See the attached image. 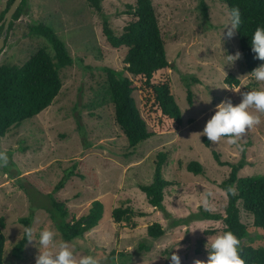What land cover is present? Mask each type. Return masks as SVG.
Returning <instances> with one entry per match:
<instances>
[{
	"label": "rangeland",
	"instance_id": "374dc122",
	"mask_svg": "<svg viewBox=\"0 0 264 264\" xmlns=\"http://www.w3.org/2000/svg\"><path fill=\"white\" fill-rule=\"evenodd\" d=\"M6 2L0 0V13ZM134 2L101 0L102 11L98 12L87 0H27L25 13L7 31L0 65H20L38 48L48 47L44 38L29 32V26L38 23L56 32L74 62L60 70L62 87L52 104L0 137V151L8 156V165L0 168L6 264H35L39 231L44 228L55 230L57 240L67 242L77 259L93 255L101 264H171L166 256L173 252L181 264L206 260L205 245L223 232L225 225L222 220L196 218L195 213L202 207L225 215L227 195L220 183L230 172L228 164L246 161L239 177L264 174V113L250 109L260 123L246 130L240 141L242 152L226 138L211 142L202 135L206 121L222 100L238 104L239 91H264V82L252 79L242 54L226 64L225 56L241 51L236 31L230 39L225 35L229 13L223 0H203L205 13L200 0H152L166 57L173 64L170 76L182 112V128L155 134L134 148L128 146L114 121L104 71L107 67L132 78L124 60L127 48H114L106 42L102 16L109 18L119 34L133 18L126 10ZM228 74L238 79V84L225 83ZM184 76L191 86L192 103L187 99ZM134 94L137 97V92ZM158 151L167 153L161 175L172 182L164 189L163 210L151 206L138 186L153 181ZM213 152L226 164H219ZM190 161L199 162L204 173L188 171ZM73 166L80 176H70L57 198L65 201L75 218L87 214L94 200L101 201L103 213L96 227L65 241L50 218L47 194L54 192ZM206 193L211 195L206 197ZM237 205L240 219L248 227V235L240 243L264 246L263 230L252 225V215L243 210L240 201ZM117 207L134 212L117 223L111 217ZM24 217L30 219L34 241H28L21 258H16L13 249L24 232L20 223ZM154 222L164 229L157 238L147 233ZM140 243L146 249H140Z\"/></svg>",
	"mask_w": 264,
	"mask_h": 264
},
{
	"label": "trees",
	"instance_id": "16d2710c",
	"mask_svg": "<svg viewBox=\"0 0 264 264\" xmlns=\"http://www.w3.org/2000/svg\"><path fill=\"white\" fill-rule=\"evenodd\" d=\"M87 1L96 11H102L101 0ZM12 2L13 0H7L0 13V20ZM223 2L228 13L232 8L240 9L241 25L235 31L246 68L251 73L253 69L264 63L255 58L250 44L255 28L264 26V0H223ZM200 5L205 13L206 6L203 0H200ZM26 7L27 0H22L13 14L8 32L12 29L14 21L25 13ZM126 13L133 18L128 20L119 34L111 27L106 15L102 16V28L106 42L110 46L127 48L124 60L132 78L111 68L105 67L104 71L107 77V99L113 104L114 121L125 136L128 146L134 148L155 134L180 131L183 120L173 91L170 76L172 67L166 57V43L152 0H135L133 4L127 5ZM2 29L3 26H0V36ZM29 32L44 38L48 47L38 48L20 65L14 63L0 65V137H4L11 128L21 125L24 120L38 115L52 104L62 87L60 70L74 62L65 43L51 27L38 23L29 26ZM183 81L187 88V99L192 103L189 80L184 76ZM224 82L232 86L239 81L228 74ZM134 92H137V97ZM205 141H208L207 138ZM166 157V152L158 151L155 156L153 181L150 184L138 185L144 192L147 202L161 210L164 208L162 205L164 189L172 185V182L165 180L161 175ZM213 157L219 164H226L220 161L218 153L213 152ZM228 165L231 168L230 172L220 183L227 195L225 215L200 207L195 217L222 220L225 225L223 231H231L241 242L248 235V227L240 219V209L237 205L240 201L243 210L252 215V225L263 230L261 236L264 241V174L239 177V171L246 165L244 159ZM186 168L195 174H203L205 170L197 161L188 162ZM74 169L73 166L72 169L66 170L55 185L54 192L47 194L50 218L55 222L65 241L82 237L96 227L103 213L101 201L94 200L87 214L75 218L65 201L57 198L56 193L64 187L69 177L74 174L79 175ZM133 212V209L128 207L124 209L117 207L112 210L111 217L115 222L120 223L128 219ZM20 223L25 227H31L29 217L20 218ZM4 228L5 220L0 217V264H6ZM147 233L150 237L157 238L164 233V229L159 223L154 222L148 226ZM27 243L23 232L14 245L13 254L16 258H21ZM139 248L146 249V246L140 243ZM239 249L245 264H264V246L240 243ZM111 254L113 256L114 251Z\"/></svg>",
	"mask_w": 264,
	"mask_h": 264
},
{
	"label": "clouds",
	"instance_id": "9594fccd",
	"mask_svg": "<svg viewBox=\"0 0 264 264\" xmlns=\"http://www.w3.org/2000/svg\"><path fill=\"white\" fill-rule=\"evenodd\" d=\"M228 17L224 29H227L225 35L230 39L241 25L240 9H230ZM250 44L255 58L264 62V26L255 28ZM240 57L241 53L238 51L235 55L225 56L228 61L226 64H231ZM251 77L255 81L264 82V63L252 70ZM238 93L241 96L238 104H233L231 99H225L215 106L214 114L206 121L202 135L211 142H218L221 138H226L229 145L235 146L238 151L242 152L244 148L240 141L246 130L260 123L259 116L254 115L250 109L264 113V91L250 90ZM208 102H210V97L206 103ZM7 165L8 156L5 152L0 151V168ZM205 195L207 197L211 193ZM24 238L29 242L34 241L32 227L24 228ZM38 244L40 246L39 254L35 259V264H101V260L93 255H84L77 259L73 248L67 242L58 241L57 232L50 228L39 231ZM239 244V239L231 231H223L205 245L206 260H195L193 264H245L240 256ZM177 247L178 244L175 248ZM166 258L171 260V264H181L180 257L174 252L170 256L167 255Z\"/></svg>",
	"mask_w": 264,
	"mask_h": 264
},
{
	"label": "water",
	"instance_id": "95a60500",
	"mask_svg": "<svg viewBox=\"0 0 264 264\" xmlns=\"http://www.w3.org/2000/svg\"><path fill=\"white\" fill-rule=\"evenodd\" d=\"M21 1L22 0H13V2L10 4L7 11L5 12L2 20H0V26H3L2 34L0 36V51H2L4 47L5 39L7 36V31H8L10 22L12 21L13 14L16 12L17 8L21 5Z\"/></svg>",
	"mask_w": 264,
	"mask_h": 264
},
{
	"label": "crops",
	"instance_id": "0c3cea01",
	"mask_svg": "<svg viewBox=\"0 0 264 264\" xmlns=\"http://www.w3.org/2000/svg\"><path fill=\"white\" fill-rule=\"evenodd\" d=\"M4 2L6 1V0H3Z\"/></svg>",
	"mask_w": 264,
	"mask_h": 264
}]
</instances>
